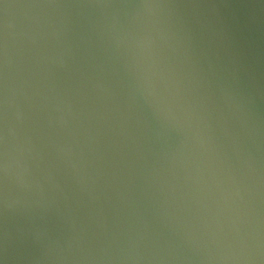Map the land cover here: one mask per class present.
Segmentation results:
<instances>
[{"label":"water","instance_id":"1","mask_svg":"<svg viewBox=\"0 0 264 264\" xmlns=\"http://www.w3.org/2000/svg\"><path fill=\"white\" fill-rule=\"evenodd\" d=\"M0 264H264V0H0Z\"/></svg>","mask_w":264,"mask_h":264}]
</instances>
